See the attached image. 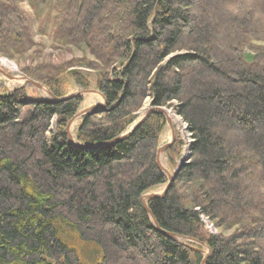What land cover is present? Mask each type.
Listing matches in <instances>:
<instances>
[{
	"label": "trees",
	"instance_id": "trees-1",
	"mask_svg": "<svg viewBox=\"0 0 264 264\" xmlns=\"http://www.w3.org/2000/svg\"><path fill=\"white\" fill-rule=\"evenodd\" d=\"M6 2L0 30L16 19L15 0ZM28 2L33 10L51 3ZM58 6L54 40L97 60L84 68L106 102L102 113L81 118L76 143L117 138L146 100L173 108L190 133V158L164 197L146 202L157 226L206 245L205 264H264V48L250 44L264 40V0ZM21 44L17 35L0 37V48ZM62 69L27 74L58 99L67 77L90 88L91 74ZM80 103L42 101L25 89L0 93V264H200L199 246L156 231L140 201L167 182L156 165L164 117L151 113L128 137L83 149L65 133ZM182 145L176 137L164 152L170 170ZM202 217L236 231L204 234Z\"/></svg>",
	"mask_w": 264,
	"mask_h": 264
},
{
	"label": "rangeland",
	"instance_id": "rangeland-1",
	"mask_svg": "<svg viewBox=\"0 0 264 264\" xmlns=\"http://www.w3.org/2000/svg\"><path fill=\"white\" fill-rule=\"evenodd\" d=\"M59 1L61 0H50L51 3L48 6L49 8L41 7L43 6L42 4L39 5L36 10H33L28 0H15L16 4L13 5L16 12L14 24L2 22L0 37H14L17 35L18 40L24 44L17 46L19 49H15L17 47L0 48V71L2 72L0 73V93H11L15 90L25 89L27 95L31 98L49 100L44 92L38 91L35 87L25 83V79L37 82V80L28 76L27 73L34 72L37 74L36 77H38L40 74L55 75L58 71H60V68L63 67L62 71L69 69V73L80 71L82 74L86 75L89 73V70H86L84 67H86L88 64H98L97 60L92 55H90L87 49L80 47L76 48L72 45L63 44L56 39L54 40V32H56L57 28L59 27ZM0 2H3L4 4L7 3L6 0H0ZM223 7L226 8V5H223ZM19 19L24 20L21 22ZM260 19L261 17L259 19L257 18V23L259 24L262 21ZM250 44L255 48H264V40H254L250 42ZM244 53L252 54L253 50H245ZM89 74L92 75L91 85L88 90H84L87 91L86 93H82V96L80 97L81 103L76 113L87 111L92 106L96 107L102 105L100 96L96 94L98 91L95 87V75L93 73ZM66 79L70 83L69 88L66 90V96L83 92V90L74 85L70 77H67ZM37 83L40 84L39 82ZM148 108L150 107H148V100H146L140 110L137 111V117L127 128V131L132 128L138 118L144 115ZM163 109L167 112L173 108L169 107ZM174 114L176 115L175 112ZM177 118L181 121L182 127L179 128L177 124L173 123L171 119L168 118L170 124H166L165 128L161 132L158 139V147L166 145L172 140L173 136L174 141L176 137L180 138L183 145L180 157L176 160V165L178 166L180 163L188 162L190 158L188 145H190L192 140L185 123H183L178 116ZM79 122V118L73 120V124L71 126V128H73L72 134H74ZM52 130L53 127L51 128V131ZM160 156L163 158V163L159 161L161 167L169 174H173L177 166L170 170L168 168L165 155L162 154ZM164 190L165 184L144 193L142 196H160ZM201 230L204 234H220L224 237H227L236 231V227L223 230L215 227L213 222L207 218L202 217ZM178 242L194 244L193 241L186 239H178ZM195 250L204 253L208 252V250L203 247H199V249Z\"/></svg>",
	"mask_w": 264,
	"mask_h": 264
},
{
	"label": "water",
	"instance_id": "water-1",
	"mask_svg": "<svg viewBox=\"0 0 264 264\" xmlns=\"http://www.w3.org/2000/svg\"><path fill=\"white\" fill-rule=\"evenodd\" d=\"M0 73H2V72L0 71ZM25 83L30 85V86L35 87L38 91L44 92V94L49 98L48 102H59V101H61L63 99H67V98H70V97H81L82 93H84V92L86 93L87 92V91H83V92L76 93L74 95H68V96H66L64 98L58 99L55 96H53L52 93L49 92L44 86L38 84L37 82H34L32 80H29V79H25ZM96 94H98L100 96V98L102 100V105L101 106H96V107L92 106L87 111L80 112V113H75L74 116L67 123L66 128H65V133H66L67 142H68V144L70 146H75V147H78V148L94 150V149H99V148L105 147L107 145L116 143L117 141L128 137V135H130L151 113H154V112H157L160 115H162L164 117V119H165L166 124H168V125L170 124L169 123V119H168L166 113L164 112L163 108H148L146 110V112L144 113V115L137 119V121L135 122V124L132 126L131 129H129L128 131L126 130L123 134H121L117 138L113 139L112 141L106 142V143H101V144H88V145H82L81 146L78 143H76L75 137H74L73 134H71L70 129H71V126L73 124V120L74 119H77V118L81 119L84 115H87V114H99V113H102L104 111V109L106 107V102H105L103 96L99 92H97ZM173 141H174V136H173L172 140L170 142H168L166 145L159 146L157 148V152H156V165H157L159 171L164 175V177L167 180V182L165 183L164 192L160 196H154V195L141 196L140 197V201H141V204L143 206L144 211L146 212V214L148 215V217H149V219L151 221L152 227L156 231H158L159 233L167 236L168 238H170V239H172L174 241H178V239H183V238L179 237V236H176L174 234H171V233H166V232L161 231L159 229V227L157 226L156 221L154 220V218H153V216H152V214H151V212H150V210H149V208L147 207V204H146V202H148V201L164 197V195L166 194L167 190L169 189V187H170V185H171V183H172V181L174 179V176H175L177 170L180 168L181 164H183V163H180L179 166L173 172V174H169L160 165L159 156L164 154V152L170 147V145L173 143ZM186 240H190V239L186 238ZM191 241H193V243L198 245L199 247H201V248L203 247V248H206L208 250V252H206V253L197 250L202 255V260H201L200 264H205V261H206L207 257L209 256L208 247L206 245L200 243V242L195 241V240H191Z\"/></svg>",
	"mask_w": 264,
	"mask_h": 264
},
{
	"label": "bare ground",
	"instance_id": "bare-ground-1",
	"mask_svg": "<svg viewBox=\"0 0 264 264\" xmlns=\"http://www.w3.org/2000/svg\"><path fill=\"white\" fill-rule=\"evenodd\" d=\"M22 78V77H21ZM21 81V80H20ZM165 113H166V115H167V117L169 118V119H171V121L173 122V123H175V124H177L178 126H179V128H181L182 127V124H181V121L177 118V116L174 114V112H173V110H170V111H164ZM170 121V122H171ZM172 124V123H171ZM75 125V124H74ZM74 127V126H73ZM182 129H184V128H182ZM72 130H73V128H71L70 129V132H71V134H72ZM159 161L161 162V163H163V158H162V156H159Z\"/></svg>",
	"mask_w": 264,
	"mask_h": 264
}]
</instances>
